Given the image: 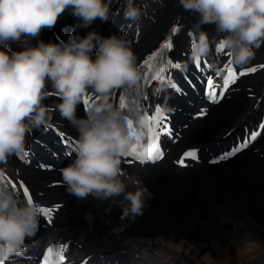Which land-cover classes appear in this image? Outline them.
Listing matches in <instances>:
<instances>
[{
	"label": "clouds",
	"instance_id": "obj_1",
	"mask_svg": "<svg viewBox=\"0 0 264 264\" xmlns=\"http://www.w3.org/2000/svg\"><path fill=\"white\" fill-rule=\"evenodd\" d=\"M177 2L198 17L191 30L190 57L194 61L209 56L213 41H219L232 63L243 67L264 45V0ZM111 3L112 0H0V164L23 152L26 134L51 119L44 101L54 90L60 101L56 104L60 117L78 133L73 147L75 158L59 169L66 190L80 199L89 195L101 200L122 196L127 202L120 217L123 221L142 215L145 199L153 195L147 187L140 186L138 179L122 172V158L128 155L136 138L129 131L128 117L109 101L114 89L135 85L141 79L132 41L126 34L103 37L93 30L83 37H69L68 42L32 43L69 9L79 18L77 26L89 27L97 18L109 21L118 14L112 12ZM125 4L124 18L139 20L141 7L135 0H125ZM204 25L214 26L211 37L201 30ZM13 44L20 50H13ZM214 64L219 70V58ZM164 87L158 84L153 93ZM89 89L96 101L85 109L83 118L77 117V107ZM39 214L35 203H19L14 193H0V242L23 245L37 233ZM86 218L93 219L90 215ZM121 230L122 226L113 228L114 232ZM202 259L204 264H215L210 254Z\"/></svg>",
	"mask_w": 264,
	"mask_h": 264
},
{
	"label": "bare ground",
	"instance_id": "obj_2",
	"mask_svg": "<svg viewBox=\"0 0 264 264\" xmlns=\"http://www.w3.org/2000/svg\"><path fill=\"white\" fill-rule=\"evenodd\" d=\"M162 1V4L155 3L153 0L148 3L155 4V7L160 9L157 13L162 19L161 22L154 24L155 28L149 36L150 38L159 29L164 31L170 26L182 25V22L188 25L195 24L196 21L191 14L182 16V20L180 15H175L182 8L178 5L177 0ZM172 12L174 15H171ZM38 38L43 40L42 37ZM179 41L184 43L181 38ZM237 107L236 100H227L218 106L205 121L206 123L194 126V132L190 136L192 141L202 143L201 141L206 140L209 135H217L220 129L228 126L240 113L241 107ZM76 114L80 115L78 107ZM197 172L200 174L198 169ZM190 173H196V171L187 172L184 177L171 175L170 179H165L166 183L161 187L164 189L163 197H155V200H163L162 204L169 205L168 209H175L180 216L179 224H182L178 228L180 233L169 228L172 224L164 229L165 222L145 202L142 215L135 216V218L129 216L125 219L126 221L124 220V223L119 224L123 208L127 204L126 201H123L122 196L116 197L113 202L101 210L99 208L89 209L87 205L79 202V198L60 189L53 194H64L68 199L62 214V222L55 225L46 234L40 235L35 241L34 247H37L40 242L50 241L56 237H66V239L74 240L75 254L95 252L99 254L95 256L97 258L106 252V248L121 244L123 248L133 246L158 250L167 264H204L202 258L205 254H210L215 264H229L231 261H236L237 264H264V228L263 232L252 231L246 237L235 230H222L216 223L223 221L225 219L223 215L229 213L221 208L225 206L236 209L233 217L238 218L239 223L235 222V226L247 223L246 227L249 228L248 221L244 223L241 213L246 214L248 210L256 214L264 208V162H244L237 171L238 176L244 181L235 183L231 180L228 184L221 183L220 188L225 189L222 193L215 190L213 182L208 185L210 188L206 195L209 198V204L216 206L217 214L214 219L212 218V223L204 222V219L201 218L203 213L200 208L190 197V194L184 191L190 187L187 183ZM45 174L49 173H42L43 178ZM175 193L178 194L177 197H174ZM171 194L173 197H170ZM168 197L169 199H167ZM187 213L189 216H186ZM88 215L93 219H87ZM126 224H129L134 231L130 233L125 230ZM120 226H122L121 231H113V228ZM204 226L210 227V233H208L210 235L201 234V229ZM218 238L221 239L219 245ZM128 240L131 241L127 243ZM218 253L224 255L223 262L219 261ZM129 257L133 259L127 253H121L118 260L120 262L127 261Z\"/></svg>",
	"mask_w": 264,
	"mask_h": 264
},
{
	"label": "snow or ice",
	"instance_id": "obj_3",
	"mask_svg": "<svg viewBox=\"0 0 264 264\" xmlns=\"http://www.w3.org/2000/svg\"><path fill=\"white\" fill-rule=\"evenodd\" d=\"M178 27H173L172 32L176 33L178 31ZM191 36V33H189ZM193 39V38H192ZM173 47V41L169 38H165L162 41L160 47L150 55L147 59L144 60L143 67L151 73L145 77V80L148 81H160L163 82L165 79L168 80L169 87L177 92H182V90L178 87L174 80H172V73L171 69H180L182 66L178 62H174L171 59H168L165 55L166 51H170ZM223 44H218L216 46V51L218 53L224 52ZM229 55V54H228ZM159 57V60L156 64H153L152 61L156 60ZM195 64L197 68L202 67L201 58H197L195 60ZM232 62L229 60L225 63L224 67L227 69L228 75L225 79H223L222 84H218L214 82L211 76L206 78V92L205 95L209 99L211 103H219L220 100L224 98L225 92L228 91L229 85L235 83L238 79V76H244L249 72H256V67H250L246 70L239 71L237 74V70L231 66ZM264 67V65H261ZM218 75V74H217ZM217 88L220 89L219 95H217ZM146 98V97H145ZM89 103V96L88 94L85 95V98L82 102V106H86ZM119 107L124 109L127 107L125 104L123 97H120ZM144 108L138 115L137 121L134 124L133 119L128 118V127L129 131L136 136L137 143L132 146L127 156L135 157V159L139 160L141 163L146 161H155L158 158L163 157V151L161 150L160 146V138L163 135L171 136L172 130L168 126V117L163 112L162 108L159 106H141ZM207 109H201L198 113L199 116L206 115ZM261 130H264V123L259 125ZM139 128L140 131L136 129ZM57 132V134L61 137L62 142L73 151V141L68 139L63 132H60L58 129H53ZM260 131H253L250 136L244 139L243 143L235 146L231 151L223 153L220 157L216 160H213L212 163H218L220 160L228 159L231 156L235 155L237 152L247 148L249 143L256 140L258 136H260ZM29 153L25 151L23 153L24 157H27ZM197 159V150L191 149L186 151L178 163L181 166L185 165V159ZM28 163V160H25ZM130 161H126L128 163ZM40 168H50L49 165H45L40 163L38 165ZM17 184H19V188L22 190V195L26 198L28 203H33V197L30 193L29 188L25 185L23 180L12 181L10 178L7 179L6 184H0V190L3 187L9 186L12 189L17 188ZM20 194V193H18ZM40 214L50 221L52 214L56 212L60 205H53L51 207L46 206H39ZM22 251L20 247L0 242V264H5L6 261L10 260L11 254L16 253L19 254ZM66 251V245L60 246V252L57 255L55 261L50 259V254L53 252V248H49L47 250V254L43 257L41 264H64L65 256L64 252Z\"/></svg>",
	"mask_w": 264,
	"mask_h": 264
},
{
	"label": "rangeland",
	"instance_id": "obj_4",
	"mask_svg": "<svg viewBox=\"0 0 264 264\" xmlns=\"http://www.w3.org/2000/svg\"><path fill=\"white\" fill-rule=\"evenodd\" d=\"M199 208H200V210H201V212L203 213V215H201V218L202 219H205L206 217H208V214H207V212L201 207V206H198ZM189 216V215H188ZM260 220H259V219ZM258 218L257 219H253V222H254V224L255 225H257L258 226V228H264V214L263 215H260V216H258ZM203 234H206V233H203ZM216 247V246H215ZM219 254V261L220 262H222L223 261V259H224V256H223V254L222 253H218ZM229 264H236V262H234V261H231Z\"/></svg>",
	"mask_w": 264,
	"mask_h": 264
}]
</instances>
